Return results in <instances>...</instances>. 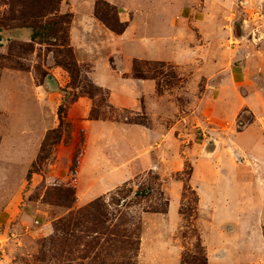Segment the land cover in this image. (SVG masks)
<instances>
[{
  "label": "rangeland",
  "instance_id": "1",
  "mask_svg": "<svg viewBox=\"0 0 264 264\" xmlns=\"http://www.w3.org/2000/svg\"><path fill=\"white\" fill-rule=\"evenodd\" d=\"M98 1L115 7L119 18L121 8L130 25L124 37L92 34L98 50L83 60L94 68L79 66L78 79L64 67L66 31L55 39L44 28L35 43L31 30L13 24L0 32V210L20 200V213L7 225L0 221V234H16L10 264H201L204 257L207 264H264V121L254 123L235 102L217 108L206 93L217 83L208 77L254 76L242 65L255 54L263 58L264 0H62L60 14L74 18ZM150 52L163 62L135 60L138 73L133 61L129 77L155 81L166 122L148 113L143 99L133 107L132 95L110 99V91L97 86L119 87L126 58ZM119 53L122 58L110 57ZM137 90L155 109L151 88ZM94 122L130 131L123 145L100 140L99 146L105 161L117 152L116 168L130 172V180L89 193L83 186L93 170L89 162L81 173V165ZM60 124V143L39 161ZM164 124L170 134L162 142L139 147L136 126ZM248 132L253 137L244 140ZM213 169L226 175L219 190L202 177ZM167 201L169 212L159 213ZM95 202L96 209L85 211ZM75 215L90 225L75 228L76 238L62 251L55 243L64 235L54 225Z\"/></svg>",
  "mask_w": 264,
  "mask_h": 264
},
{
  "label": "crops",
  "instance_id": "2",
  "mask_svg": "<svg viewBox=\"0 0 264 264\" xmlns=\"http://www.w3.org/2000/svg\"><path fill=\"white\" fill-rule=\"evenodd\" d=\"M75 0H71V2H74ZM112 1V0H109ZM92 2V1H91ZM94 2L93 6L91 7V10H88L87 12L84 13H79L75 12L73 22L71 24V32H70V43L72 44V48L75 54V58L79 64L80 67L84 65H92L94 68V64L90 61L83 60V57L86 56L87 54L93 55L96 50H98L97 47V42H92V34L95 33V31H100V32H108L109 31L94 15ZM73 11V8L72 10ZM121 8H119V15L121 21L128 23V27L130 25L129 21L126 20L125 16L122 15L124 13L121 12ZM105 28V29H103ZM128 32V28L126 32L121 35L125 36L126 33ZM114 34L113 32H111ZM109 34V33H108ZM115 35V34H114ZM118 36V35H116ZM119 36V37H121ZM144 39V38H143ZM141 43H146L145 41ZM264 51V49H262ZM147 56H141L139 59L134 58V57H129L126 58L127 64L129 69L125 71H122L119 75L121 76V84L119 87H111L110 85L107 86L105 84H102L100 82H97V86L102 88L103 90H108L110 91V99L113 97H116V95L121 92L125 96H130L132 95L133 98L138 101L136 104L133 105V107H138V104H141L142 99L145 101L146 108L148 113L151 114H159L158 120L165 121V112H166V106L162 105V98L157 99L156 96V83L154 80H140V79H135L132 77H129L130 74V69H131V62L135 60H143V61H158V62H163L162 60H159L156 56L155 53H147ZM242 54H244L242 52ZM124 53H119L114 56L110 57H116V58H122ZM256 55L255 60H251L248 62L247 67L245 68L244 65L243 69L244 72H249L253 74V77H244L240 75H235L233 74L232 77H228L226 80H222L220 78L222 77H208L206 79L207 83H210L214 80H217L216 85L212 86L211 85V90L206 91L207 95H211L212 97L215 98L216 102L214 105L218 108L222 105H224L225 102H227L226 106H230V104H233L234 102L236 104H239L237 107V110L240 111H250L253 116L256 119V121L263 120L264 121V52H263V58L259 59V57ZM177 56V55H175ZM179 56V55H178ZM110 57H108L110 59ZM251 57V55L249 56ZM255 58V56H254ZM258 64V69L256 66V63ZM123 67L124 66H120ZM255 72L261 73L259 77H255ZM125 76V77H124ZM203 79V78H202ZM223 81V82H221ZM139 86H144V88H151V95L150 96L153 100L152 102L154 103V108H150L151 105V100H145V96L143 95L142 92H139L137 88ZM207 87H210L208 85ZM129 94V95H128ZM116 107L124 108L125 106L123 105H118L115 104ZM165 109V110H164ZM154 119V118H153ZM254 125V124H253ZM98 127V128H95ZM92 130H91V137L89 139V145H88V151L86 153V156L83 161V165H81V173H82V166L84 167L90 162L91 169L93 170V173L91 175V181L88 183V186L85 188L87 191L91 188V191L89 193H95L99 192L100 185L102 187L108 184H113L115 185L117 182L123 181L124 178H127L130 180V172L129 173H122L121 171L119 172L118 169L116 168L119 163H116V160L119 159L117 152L115 154V158L113 160L108 161L103 159V151L102 147L100 146V140H103L106 144L109 142L110 145H113V143H116L114 146H120L123 145L124 141V136L127 135L129 130H126L123 125L119 124L118 126H114L111 124L107 123H100V122H94L92 125ZM137 129L134 131V137L138 139L136 142L139 147L141 146L143 149L146 147L145 145L150 144V145H156L158 142H162L168 134H170V130L164 125H162L161 129H155V130H150L147 128H143L142 126H136ZM139 128V129H138ZM94 129V131H93ZM144 129H147L148 133L144 131ZM98 132V133H97ZM103 134V135H102ZM103 136H106V139H102ZM128 136V135H127ZM247 136H252L249 132L247 135L243 136L244 140L247 138ZM253 137V136H252ZM256 143L260 144V139L255 138ZM143 140V143L142 141ZM136 143L134 145L136 146ZM129 144V143H128ZM137 147V146H136ZM259 148V146H258ZM215 149V146L213 147ZM0 152H1V147H0ZM122 162V161H121ZM120 162V163H121ZM158 162L155 161V165H157ZM110 164V165H109ZM144 164V163H143ZM116 165V166H115ZM123 166V163L121 164ZM147 164H144V167ZM115 166V167H114ZM158 166V165H157ZM143 167V166H142ZM116 169V170H111V169ZM209 175L202 176L205 177L204 179L207 178V181L211 184L214 190H219V182L221 180H224L226 175L223 174V170H216L213 169L211 171L207 172ZM1 175H3L2 172H0ZM129 176V177H128ZM104 180L103 183H98L100 180ZM98 180V181H97ZM205 182V183H206ZM95 185L98 188L94 189ZM224 195L229 196L228 191L224 190ZM226 196V197H227ZM21 199V198H20ZM202 199L200 200V204L202 205ZM19 205H20V200L19 198L17 199V202L15 204H10V202L3 207L2 210H0V221H2V224L7 225L8 222L11 221L12 218V213L13 214H19ZM8 230V229H7ZM6 232V231H5ZM16 235V234H15ZM14 234H7V233H2L0 234V252H2L3 255L0 254V264H10L11 262V254H8V252L11 251V241L16 240ZM222 246V245H221Z\"/></svg>",
  "mask_w": 264,
  "mask_h": 264
},
{
  "label": "trees",
  "instance_id": "3",
  "mask_svg": "<svg viewBox=\"0 0 264 264\" xmlns=\"http://www.w3.org/2000/svg\"><path fill=\"white\" fill-rule=\"evenodd\" d=\"M62 0H0V10L2 7L6 9L2 12L0 11V32L2 30L6 31L14 25V28L17 29H28L32 31L31 41L35 43L41 36V30L48 27V31L53 34V37L61 38L58 36L59 33L66 31L67 41L62 42V46L67 48V62L64 64V67L69 71L72 79H78L80 76L79 64L75 58V54L70 43V28L72 23V14H60V4ZM95 17L106 26L114 34L121 36L123 35L128 25L123 23L117 13L115 7L110 5L105 1H98L95 6ZM53 26V27H52ZM59 27V29H57ZM56 28V29H55ZM1 42V36H0ZM138 62L134 61V70L138 73V68L136 64ZM141 79V78H138ZM65 106L62 105L59 108L58 116L60 122L62 123V118L64 114ZM61 124L60 127L51 132L47 142V153L43 155L39 161L48 160L50 157V151L52 148L60 143L61 140ZM51 140V141H50ZM49 151V153H48ZM59 197V195H58ZM71 204L69 208H71ZM99 206V202H95L86 208L85 211L94 210ZM169 212V203L167 201V209L159 213L167 214ZM89 220V219H88ZM88 221L86 223H80L78 221L77 215L71 216L70 218L61 219L54 227H59L58 230L63 232V239L59 243H55V246H59L62 251L66 247L70 246L72 239L76 238L75 228H80L85 226L87 229ZM184 260V259H183ZM184 264V263H183ZM186 264V263H185ZM207 264V259L203 258V263Z\"/></svg>",
  "mask_w": 264,
  "mask_h": 264
}]
</instances>
